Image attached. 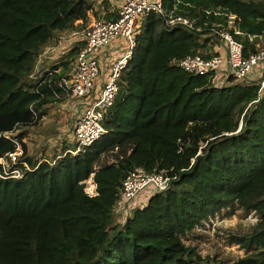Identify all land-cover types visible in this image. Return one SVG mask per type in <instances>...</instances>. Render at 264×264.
Wrapping results in <instances>:
<instances>
[{
	"label": "trees",
	"instance_id": "obj_1",
	"mask_svg": "<svg viewBox=\"0 0 264 264\" xmlns=\"http://www.w3.org/2000/svg\"><path fill=\"white\" fill-rule=\"evenodd\" d=\"M162 5L201 29L167 25L155 12L140 20L102 119L105 132L90 145L73 152L64 144L51 159H36L25 129L0 131V156L16 142L22 150L6 163L7 170L20 169L18 176L0 162V264H264V97L248 105L256 83L229 78L217 86L173 61L188 53L209 56L219 29L246 52L264 44V0ZM93 9L92 0H0V119L15 129L30 118L37 122L45 104L65 96L59 81L80 44L38 72L36 62L61 32L85 26ZM229 14L235 15L230 26ZM109 15L105 10L101 17ZM107 154L112 160L97 164ZM136 167L165 172L169 184L117 222L122 181ZM89 178L93 192L86 190ZM236 213L255 219L220 230L245 254L202 255L191 242L205 237L198 228Z\"/></svg>",
	"mask_w": 264,
	"mask_h": 264
},
{
	"label": "built area",
	"instance_id": "obj_2",
	"mask_svg": "<svg viewBox=\"0 0 264 264\" xmlns=\"http://www.w3.org/2000/svg\"><path fill=\"white\" fill-rule=\"evenodd\" d=\"M150 12L163 16L167 25L182 23L188 28L201 29L199 26H194L187 17L166 14L162 0H116L113 15L108 18H94L86 27L69 31L68 37L72 36L75 41H79L76 43H79L80 47L73 62V73L68 77H62L59 84L67 93L71 92L77 96L93 94L92 99L81 108L79 116L74 121L73 152L90 145L105 132L103 116L114 101L118 78L132 53L135 32L140 20ZM228 17V26H230L235 15L229 14ZM214 32L219 37L214 38L213 53L209 56L198 52L188 53L180 58H174L173 61L187 71L206 75L208 80L217 86L227 83L229 78L256 83V96L248 105L264 97V44L260 45V41L256 42V49H248L246 52L243 44L227 29ZM234 32L239 30L235 28ZM254 36L255 34H249L250 41H253ZM112 42L121 51H117L119 52L117 57L114 55L111 57L112 65L105 73L102 85L96 87L95 80L100 71L101 53ZM20 153L21 149L16 142L14 150L6 152L5 156H0L5 173L12 176L20 174V169L17 167L6 169L7 160L15 162ZM169 181L170 176L163 171H146L142 167H136L122 181L121 198L117 204L121 209L145 186L152 185L154 191H159L166 188ZM138 204L139 202H134L128 208Z\"/></svg>",
	"mask_w": 264,
	"mask_h": 264
},
{
	"label": "rangeland",
	"instance_id": "obj_3",
	"mask_svg": "<svg viewBox=\"0 0 264 264\" xmlns=\"http://www.w3.org/2000/svg\"><path fill=\"white\" fill-rule=\"evenodd\" d=\"M94 4V9H99L100 17L94 16L93 11L89 12V22L79 28L82 29L86 27L90 21L94 18H108L113 15L116 7V0H92ZM105 3L108 6V9H104L102 4ZM112 8V9H111ZM111 9V10H109ZM114 9V10H113ZM110 13L109 16H102L105 14L104 12ZM113 10V12H112ZM67 31L61 32L58 38H56V43L52 45H47L44 48V51L39 56L35 71L38 72L40 67L43 65H48L53 60H55L58 56L63 54L70 46L75 44V38L72 36L68 37ZM106 48V49H105ZM103 52L101 53L100 58V71L95 80L96 87H100L103 83L105 73L112 65L111 57H117L121 50H118L117 46L112 42L110 46L105 47ZM119 51V52H117ZM117 52V53H116ZM75 61V58L73 62ZM74 63H72V67L70 71H68L65 77L70 76L73 73ZM66 92V91H65ZM93 97V94L88 96H77L74 94L67 93L61 99H57L45 104L47 106V113L45 115H41L38 117L36 122V118L27 119V122L22 123L21 127L14 128L13 123L8 124L7 120L4 118L0 119V131L5 132L6 134L12 133L17 130L25 129L27 135L25 137V143L28 148L29 154L36 159H43V157H47L49 159L52 158V154L54 150H57V147H60L64 144H69L73 146L75 144V139L73 137V125L74 121L79 116L81 112V108L87 104ZM241 122L239 123V125ZM14 128V129H13ZM21 149V145H19ZM22 151V150H21ZM113 155L107 154L103 158H100L97 164H102L109 162L112 160ZM7 169V167H6ZM86 190L89 192L94 191V184L92 179L89 178L87 180ZM154 192L152 185H147L142 188L136 195V197L131 200V202L125 203L126 206L121 207L116 205L114 206L115 220L117 222H123L126 216L130 213L131 208L129 206L133 205L134 202H139L138 205H143L147 201L148 197L151 193ZM123 201V200H122ZM122 203V202H121ZM255 216L253 213L247 214L245 217H239L238 214H233L231 216H226L222 219L217 215L212 217L210 220L205 221L206 227L200 226L198 230L204 232L205 237H200V239L191 240L193 244H196V249L204 256H212L213 254H217L216 257L220 258L223 255L230 256L231 258H236L244 255V249L237 242H225V233H223L220 229L223 227H235L237 228L239 222L242 224H247L248 221H253ZM188 241V239L186 240Z\"/></svg>",
	"mask_w": 264,
	"mask_h": 264
},
{
	"label": "crops",
	"instance_id": "obj_4",
	"mask_svg": "<svg viewBox=\"0 0 264 264\" xmlns=\"http://www.w3.org/2000/svg\"><path fill=\"white\" fill-rule=\"evenodd\" d=\"M111 9H112V8H111ZM111 9H109V10H111ZM109 10H107V12H108ZM104 13H105V12H104ZM47 47H48V46H47ZM40 55H41V54H40ZM41 67H42V66H41ZM41 67H40V68H41Z\"/></svg>",
	"mask_w": 264,
	"mask_h": 264
},
{
	"label": "bare ground",
	"instance_id": "obj_5",
	"mask_svg": "<svg viewBox=\"0 0 264 264\" xmlns=\"http://www.w3.org/2000/svg\"><path fill=\"white\" fill-rule=\"evenodd\" d=\"M138 30V29H137ZM137 30H136V32H137ZM136 32H135V34H136Z\"/></svg>",
	"mask_w": 264,
	"mask_h": 264
}]
</instances>
